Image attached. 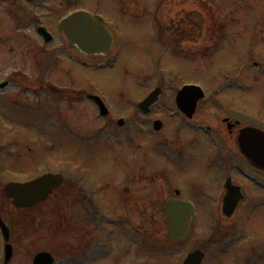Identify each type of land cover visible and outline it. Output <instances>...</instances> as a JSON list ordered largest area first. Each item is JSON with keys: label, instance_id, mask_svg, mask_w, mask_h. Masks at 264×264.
I'll use <instances>...</instances> for the list:
<instances>
[{"label": "rangeland", "instance_id": "rangeland-1", "mask_svg": "<svg viewBox=\"0 0 264 264\" xmlns=\"http://www.w3.org/2000/svg\"><path fill=\"white\" fill-rule=\"evenodd\" d=\"M73 9L84 11L92 17L104 16L115 24L118 32L116 46L119 52L112 68L105 70L98 66L96 68L97 62L101 60L107 62L111 58L112 51L103 57H88L69 51L67 41L56 32V22ZM40 26L53 35L54 42L43 44L35 32ZM156 32L159 34L158 43L155 41ZM56 47L63 50V59L60 60L63 63V73L62 76L58 74L54 78L48 68L47 80L61 81L65 88L63 89L65 96L70 95L67 86L86 92L90 90L102 92L116 118L131 117L136 113L135 106L154 88L163 89L161 101L152 110V114L142 117V135L139 139L143 140L141 149L144 152L142 160L145 167L147 166L145 164L154 165L155 161V155L148 152L155 142L151 122L162 120L163 131L159 136L169 135L167 141L175 135L176 127H179V124L174 122L178 121L177 117L168 119V113L175 110L173 107L175 90L183 84L202 86L205 100L199 102L192 120L203 129L210 126L214 130L218 141L223 143L227 156L232 155L230 150L234 148L235 132L229 134L222 122L223 118L231 122L238 120L239 126H248L244 116L254 124L260 125L264 122V0H33L32 3L23 0H0L1 80L9 75L14 80L30 84L39 77V69L44 66L42 61L46 57L45 54L52 52ZM69 58H73L79 64L72 63ZM254 64L263 69L258 81L253 79L257 73ZM244 84H249L252 89L250 91L237 89V85ZM217 87L223 89V94L213 97ZM15 95L26 100L28 104L35 103L38 107L45 103L43 111L47 112V120L58 117L62 125L59 133H51L52 130L47 129L43 134L40 130L42 126L39 127L40 121H36L38 128L33 124L28 127L31 122L26 123L25 112L20 110L15 113L18 132L25 133L26 128L30 131L38 129V135L34 138H40L46 143L44 150H39V157L31 158L32 168L39 167L37 165L44 158L48 160V166L53 168L52 170L61 165L55 167L51 163H63L65 170L68 168L70 171L73 163L82 170H89L97 184L106 183L109 186L105 193L106 198L115 205L118 204V197L113 189H117L125 177L129 178L124 174L122 166L126 156L122 149L114 145L112 134L108 136L111 137L107 144L108 146L110 144V148L104 149L100 144L96 136L101 130V124L94 120V110L88 103L79 100L69 109L67 105L71 99L66 97L59 108L61 109V112H58L59 116H55V109L44 101V97L34 100L29 96L20 97L18 93ZM211 98L214 104L210 101ZM24 100L21 102L23 105ZM236 114L240 115V118ZM181 124L186 127L184 122ZM186 128L182 129L185 131L180 134L181 141L177 142L176 146L182 145L190 157L188 169L184 173L171 172L168 170L169 165L162 161V168L156 169V172H159L158 176L153 174L154 177L151 173L147 176L149 178L145 179L144 175L143 193L139 192L143 194L144 203H148L150 207L159 206L162 209L166 199L173 198L175 200L184 198L185 201L194 202L199 207L198 220L191 221L188 236L177 243L167 239L166 221L161 211L151 218L147 226V242L152 240L153 235L158 247H175L173 258L169 259L159 254L157 256L156 253L148 257L144 250L137 251L136 247L141 245L142 240L128 232L127 228L120 227L121 231L126 233L125 239H121L122 235L116 232L114 237L106 240L110 242L109 247L114 248L113 252L116 254H112V258L108 255L99 256L91 264H179L188 252L202 249V245L208 248V253L210 252L207 258V263L210 264H243L240 259H245L254 252L256 256H264V190H256L254 185L245 183L237 176V179L233 177L232 183L241 189L238 192L241 198V193H245L243 196L251 197L252 202L246 211L248 208L240 210L241 200L238 201L232 217L225 219L222 215L223 200L217 203L219 204L217 210L214 202L217 198L214 191L215 174L207 170L205 164L204 157L210 158L213 154L211 142L203 135V131H197V127ZM254 128L264 133V130ZM245 129L248 128H241L240 132ZM26 133L33 135L31 132ZM73 133L82 142L94 140L93 147L78 148V144L82 142H74ZM233 155L237 156L236 153ZM240 162L244 164L241 159ZM187 165L188 159L185 166ZM146 170L149 173L148 170L151 169ZM257 175L264 181V174ZM191 188L198 191L193 192L189 190ZM175 190L180 194L182 191L183 196L175 197L173 194ZM197 193L205 196L202 201ZM123 198L128 203V208H132L131 199L134 198L124 194ZM213 202L217 216L210 219L209 207ZM144 211L150 212L151 209ZM242 215L247 219L248 226L242 233L243 238L232 248L238 259L234 260L230 248H225L227 253L225 252L223 257L214 258L212 244L223 239L229 240L225 237L231 233L233 235L238 233ZM79 230L83 235L81 231L83 228L80 227ZM111 231L114 234L113 227ZM211 231L215 233L212 238L216 242L204 244L203 238L210 236ZM94 235L90 233L89 238L93 239ZM53 236L55 237L54 234ZM84 239L87 240L88 237ZM64 240L66 241L63 250L56 259L76 255L72 254L76 249V243L72 242L73 234L64 233ZM124 241L126 247H122ZM240 247L245 250L242 255L237 253ZM17 249V256L21 257L22 248L19 246ZM85 250L80 253H84Z\"/></svg>", "mask_w": 264, "mask_h": 264}, {"label": "flooded vegetation", "instance_id": "flooded-vegetation-1", "mask_svg": "<svg viewBox=\"0 0 264 264\" xmlns=\"http://www.w3.org/2000/svg\"><path fill=\"white\" fill-rule=\"evenodd\" d=\"M51 37L53 39L52 34ZM158 40L159 34H157L155 41L158 43ZM52 42H54V39ZM163 50L165 52L167 51V49ZM45 55L47 58L45 57L42 61L44 66L39 69V77L30 84H26L20 80H14L12 76L9 75L5 76L2 80L0 79V264H33V260L38 254L48 255L53 260L54 264H91L96 258L103 255H108L109 258H112V254L116 253L115 251L113 252L114 248L111 249L109 247L110 242L106 241L107 239L110 240L112 238V227L114 228V236L116 232H118L122 235L121 239H125L126 237V233L121 231L122 228H127L129 230L128 232H131L132 235L136 237L139 236L142 243L137 246L136 249L137 251H139V249L144 250L148 253V257L149 255L156 253V255L159 254L160 256L169 259L173 258L175 255V247H158L152 233V240L147 242V226L153 219L152 217H155L160 211L163 213L164 204L168 199L163 203L162 209L159 206L150 207L148 203H144L145 200L143 201V194H139V192L141 191L143 193L142 184L145 179L149 178L147 176L151 175V173L152 175L159 173L156 172V169L160 170V168H162V161L169 165L168 170L171 172L177 171L179 173H184L188 169L189 163H191L190 157L187 155L185 148H182V145L176 146L177 142L181 141L180 134L185 131L182 129H185L186 127H197V131H203V135L208 138L209 142H211V147L214 148H212L211 153L213 154L210 158H207L206 156L204 157L205 164L207 165L206 169L215 174L214 191L217 198L214 201L216 205L213 202L209 207L210 217L217 216L213 207L215 205L217 210V206L219 205H217V203H221V200H223L222 197L226 194L224 186L225 184L228 186L232 185L233 177H235V179L239 177L245 183L254 185L256 190H264V181H262L261 177L259 178L257 175V173L264 174V171L254 168L245 157L241 155L237 142L241 128L255 129L254 127H258L259 129L264 130V122L260 125L254 124L249 118L242 116L246 119L248 126H239L240 121L236 120L231 122L223 118L222 122L229 134L235 132L234 148L230 150L232 155L230 154L227 156L223 143L218 141L214 130L210 126H206L207 128L203 129L202 126L192 120L195 114L192 118L188 119L178 111L175 105V94L177 92V90H175L173 97V107H175V110L168 114V119L177 117L178 121L174 120V122L178 123L179 127H176V130L174 131L175 135H173L169 141H167V139L170 138L169 135L163 137L159 136L163 131L162 128L160 131L152 132V136L155 137V142L150 146L148 152L152 155L154 154L157 158L153 155L155 158L154 165L153 163L151 166L145 164L147 165L145 167L143 166L144 164L142 160L144 152L141 149L143 140L139 139L142 135V117L144 115L139 112L137 107L135 106L136 113H133L131 117L116 118L110 103L106 100L102 92L91 90L86 92L72 86H67L70 89V95L65 96L63 90L65 88L62 86L61 81L58 82L55 79L47 80L46 77L48 68H50L49 71L52 72L51 75H54V78L58 74L62 76L63 63L60 60L63 59V50L56 47L52 52H47ZM48 56L50 57L49 59ZM38 60L40 62V58ZM69 61L79 64L78 61L73 60V58H69ZM39 62L37 64H39ZM15 93L20 94V97H32L34 100H40L39 98L44 97V101L46 100V102L55 109V116H59V113L61 112V109L59 108L62 107V103L66 97L71 99V102L67 105L69 109L72 108L70 107L72 104L76 105L79 100L88 103L91 109L94 110V120L101 124V130L96 136L100 141V144L104 149L110 148V144L109 146L107 145V147L104 146L103 140H105L109 134H112L114 145L122 149L126 156L122 166L124 174L129 176V178L125 177V180H122L119 187L113 189L115 195L118 197V204L115 205L110 199L106 198L105 193L108 191L109 187L106 183L105 185L97 184L95 178L89 174V170H82L79 167L74 166L73 163H71V171L68 168L65 170L63 163L59 162H56L55 164L51 163L52 165H55V167L61 165V167L59 166L57 169L52 170L53 168L48 166V160L44 158L40 164L37 165L39 167L32 168L31 158L35 156L39 157L38 152L41 149L44 150L46 143L44 140H40V138H34V136L38 135V129L30 131L29 128H26L24 130L25 133L18 132L15 113L20 110L25 112V117H27L26 123L31 122L28 127H31V124L37 126L36 121H40L39 127L42 126V129L40 130L43 134L47 129L52 130L50 131L51 133H59L61 132L62 125L58 117L47 120V112L43 111L45 103H41L38 107L35 103L28 104L27 101L23 99L25 102V105H23L21 103L23 100L18 98ZM89 96L97 97L99 99L101 104L98 106H100V108L93 101L88 99ZM210 101L213 103V98H211ZM155 107L156 105L151 108L147 117L152 114V110ZM100 111L103 113L107 111V116H99ZM171 113L174 114L172 118L169 117ZM228 113L230 114V112ZM237 116L240 118V115ZM118 121H120V123ZM156 121L161 122V124L163 123L162 120ZM179 121L181 123L184 122L186 127L184 128ZM112 131L113 133H111ZM190 131L195 133L192 130ZM26 132H31L33 135ZM73 140L74 142H82L75 134ZM92 143H94V140H84V142L78 144V148L86 147L89 149L93 147ZM214 153H216L215 156ZM233 153H236L237 156L233 155ZM187 159L188 165L185 166ZM240 159L244 161L243 165L240 162ZM146 168H149L152 171L148 170L149 173H147ZM46 174L61 175L62 180L60 186L47 195L46 199L41 203L25 209L17 208L11 195H7V189L11 185L31 183ZM232 186H234V184ZM234 187H238L241 191L239 186L235 185ZM189 190L193 192L198 191V189L195 188ZM176 191L177 190L173 193L175 197H180V195L183 196L182 191L181 194L179 191L178 193ZM123 194L134 198L133 200L131 199L132 208H128L129 205L124 201ZM244 194L245 193H241L242 198L239 205L241 206L240 210L247 209L248 207L250 208L251 206V197L249 198L246 195L245 197L243 196ZM197 196L201 201L203 200L202 198L205 197L201 193H197ZM173 200L175 199L173 198ZM182 200L185 201L184 198H182ZM189 202L193 205L194 214L197 216L200 210L199 207L194 202ZM149 208L151 211L145 213L144 210H148ZM249 208L246 211H248ZM241 219L242 223L243 220H246L243 215L241 216ZM141 222L142 224H140ZM246 222V226H243L242 223L240 224L239 230L237 231L238 233H235V235L240 236L247 230L248 221L246 220ZM80 227L83 228V230H81L82 233H84L83 235L80 234ZM211 227H213V230L215 229L214 225ZM189 228L184 239L188 236ZM67 232L73 234L72 242L76 243V249L72 254L76 253V255H73L70 258L56 259V257L62 252L61 250H63V245L66 241L64 240V233ZM138 232L139 234H137ZM90 233H92V235L95 234L93 239L89 238ZM97 235L99 236L97 237ZM214 235L215 233L211 231L210 236H205L203 238L204 244L211 241L216 242L213 241L212 238ZM86 236L88 237L87 240L84 239ZM166 236L167 239H169L167 233ZM233 237L234 235L231 233L225 237L229 240L225 241V239H223L221 242L217 241L215 244H212L216 256L214 258H217L220 254L223 255L225 248H230L232 250L235 243H237L234 242L235 240ZM153 240L155 242H153ZM169 241L177 243V241L172 239H169ZM224 241L226 245H224ZM19 246L22 248L21 257L17 256V247ZM86 246L88 247L85 250ZM123 246L126 247L125 241L124 244H122V247ZM245 247H247V245H245ZM83 250H85L84 253H80ZM196 250H202V253L204 252L205 254L201 264H210L207 263V258L210 253H208V248L202 245V249H194L192 252ZM192 252H188V254ZM237 253L242 255V253H245V250L240 247ZM255 254L256 252L246 256L245 259L242 258L240 260L243 264H264V256L260 257V255L256 256ZM232 255L234 260L238 259L237 254L233 253V250ZM114 258L115 255L113 259ZM140 259H142V257H140ZM218 260L219 259H217V261ZM182 261L183 259L179 264H182Z\"/></svg>", "mask_w": 264, "mask_h": 264}, {"label": "water", "instance_id": "water-1", "mask_svg": "<svg viewBox=\"0 0 264 264\" xmlns=\"http://www.w3.org/2000/svg\"><path fill=\"white\" fill-rule=\"evenodd\" d=\"M31 2L32 0H26ZM59 31L64 34L69 42L68 48L87 56L104 55L107 53L111 38L98 19H91L87 14L76 13L60 26ZM37 34L43 42L48 44L51 37L42 28L37 29ZM158 91L153 92L148 99L139 104L138 108L145 112L157 99ZM202 93L195 88H184L177 97V107L189 118L193 115L196 103L202 98ZM160 129V124H155V130ZM240 153L256 169L264 171V134L245 129L238 137ZM60 184V178L51 175L44 176L32 183L24 185H11L7 195H11L17 208H28L40 203L45 197ZM240 199L237 190L228 188V195L224 198V215L229 218ZM164 214L168 224V235L172 239H181L186 232L191 218V210L187 204L178 201H168L164 207ZM201 258V257H200ZM198 255H190L184 264H198ZM33 264H52L46 254L35 257Z\"/></svg>", "mask_w": 264, "mask_h": 264}, {"label": "bare ground", "instance_id": "bare-ground-1", "mask_svg": "<svg viewBox=\"0 0 264 264\" xmlns=\"http://www.w3.org/2000/svg\"><path fill=\"white\" fill-rule=\"evenodd\" d=\"M222 94V93H221Z\"/></svg>", "mask_w": 264, "mask_h": 264}]
</instances>
